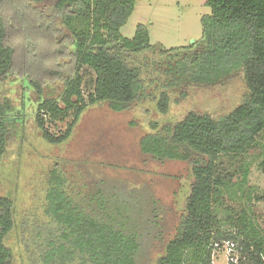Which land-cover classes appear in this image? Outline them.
<instances>
[{"label": "trees", "instance_id": "trees-1", "mask_svg": "<svg viewBox=\"0 0 264 264\" xmlns=\"http://www.w3.org/2000/svg\"><path fill=\"white\" fill-rule=\"evenodd\" d=\"M135 3L0 0V85L13 73L15 62V50L9 43L11 22L22 24L28 32L34 29L40 41L53 39L59 53L67 52L71 59L59 97L45 95V82L24 77V95L37 92L36 121L51 144L68 140L90 106L106 102L114 111L128 109L143 97L150 68V73L164 77L158 100L163 113L168 111L171 89L222 84L242 75L248 92L230 113L215 118L191 112L173 128L165 127L164 135L144 136L140 147L160 162H189L194 175L187 213L157 264H212L210 244L230 237L243 238L248 251L254 247L251 255L256 264H264V236L255 224L240 216L227 219L231 228H224L219 218L221 198L224 189L233 185L232 176L241 174L237 185H242L250 174L246 163L233 172L222 169V164L256 148L264 133V0H207L211 13L202 17V38L188 46L159 50H154L144 25H139L132 38L122 35ZM149 51L157 58L133 57ZM87 71L94 76L86 96ZM12 103L11 98L0 96V174L11 128L18 122ZM65 120L68 125L61 134L50 131L48 124ZM259 167L264 173V158ZM130 193L125 199L97 180L78 187L64 171L52 168L45 208L52 222L38 235L40 263L140 264L142 238L131 213L134 208L141 210L145 196ZM256 198L262 200L264 194ZM15 226L14 201L0 196V264H12L7 238Z\"/></svg>", "mask_w": 264, "mask_h": 264}, {"label": "rangeland", "instance_id": "rangeland-1", "mask_svg": "<svg viewBox=\"0 0 264 264\" xmlns=\"http://www.w3.org/2000/svg\"><path fill=\"white\" fill-rule=\"evenodd\" d=\"M210 13L207 0H136L121 33L132 38L139 25H144L152 45L156 46L154 50L188 46L202 38V17ZM21 25L11 22L9 26L15 62L13 73L0 85L1 99L11 98L18 119L6 143L0 174V196L14 201L16 226L7 238L12 264H41L37 242L38 235L52 222L45 211L52 168L64 171L71 184L78 187L97 180L125 199L131 191L139 193V197L145 196L141 212L134 208L131 213L142 238L139 260L140 264H157L187 213L194 175L187 161L160 162L144 154L140 141L149 133L164 135L165 127L173 128L191 112L215 118L230 113L242 104L248 92L243 76H234L222 84L171 89L168 111L163 113L158 100L164 77L155 71L150 73V68L143 97L128 109L114 111L106 102L90 106L68 140L51 144L44 139L36 121L37 92L29 97L24 95V77L45 82V95L59 97L71 59L67 52L59 53L58 43L54 44L53 39L45 37L40 41L34 29L28 32ZM133 57L155 59L157 54L149 51ZM87 76L86 96L94 75L87 71ZM67 125L65 120L50 123L48 127L51 132L61 134ZM258 139L256 148L222 164V169L233 172L246 163L250 174L248 182L242 185H237L241 184V174L232 176L233 185L224 189L221 198L219 218L224 221V228H228L227 219L243 216L264 236V198H256L264 194V173L259 167L264 158V133Z\"/></svg>", "mask_w": 264, "mask_h": 264}, {"label": "built area", "instance_id": "built-area-1", "mask_svg": "<svg viewBox=\"0 0 264 264\" xmlns=\"http://www.w3.org/2000/svg\"><path fill=\"white\" fill-rule=\"evenodd\" d=\"M241 237H230L222 240H213L210 244L212 248V264H256L251 255L254 247L250 251ZM264 260V256H262Z\"/></svg>", "mask_w": 264, "mask_h": 264}]
</instances>
